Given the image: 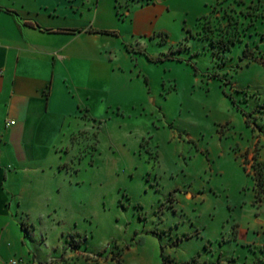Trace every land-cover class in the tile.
Returning a JSON list of instances; mask_svg holds the SVG:
<instances>
[{"label":"rangeland","instance_id":"obj_1","mask_svg":"<svg viewBox=\"0 0 264 264\" xmlns=\"http://www.w3.org/2000/svg\"><path fill=\"white\" fill-rule=\"evenodd\" d=\"M164 1L151 36L113 38L139 60L149 104L83 130L54 183L65 206L31 211L40 239L28 240L51 264L255 256L239 231L264 233L252 175L264 159V0ZM222 37L235 38L227 51Z\"/></svg>","mask_w":264,"mask_h":264},{"label":"crops","instance_id":"obj_2","mask_svg":"<svg viewBox=\"0 0 264 264\" xmlns=\"http://www.w3.org/2000/svg\"><path fill=\"white\" fill-rule=\"evenodd\" d=\"M171 10L164 0H0V264L53 263L28 240L39 238L31 211L65 206L54 183L80 157L83 130L114 107L149 104L139 60L113 38L149 37ZM239 235L255 253L250 264L264 257V233Z\"/></svg>","mask_w":264,"mask_h":264},{"label":"trees","instance_id":"obj_3","mask_svg":"<svg viewBox=\"0 0 264 264\" xmlns=\"http://www.w3.org/2000/svg\"><path fill=\"white\" fill-rule=\"evenodd\" d=\"M118 16L120 17V19H123V15L122 14H118ZM208 21V19H207ZM211 32H213V30L211 28H209ZM215 31V30H214ZM200 34V32L198 33ZM205 38H207L205 36ZM235 40V38L233 39H226L225 37H222V39H220V41H218L221 45V49L222 51H227L230 49V45L231 43ZM213 41V40H212ZM214 42V41H213ZM217 54V51H214ZM219 54V53H218ZM151 61H154V59H150ZM247 160H245L244 162H246ZM255 164L252 166L253 167V179L255 181V190H256V196L258 201H261L264 198V159H259L258 156H255ZM261 165V167H259ZM248 171V170H247ZM249 173V171H248ZM162 264H208L207 262H201L199 260V258L197 257H193L191 258V260L188 261H178L174 258H169L166 259ZM251 264H264V257H260V258H255Z\"/></svg>","mask_w":264,"mask_h":264},{"label":"built area","instance_id":"obj_4","mask_svg":"<svg viewBox=\"0 0 264 264\" xmlns=\"http://www.w3.org/2000/svg\"><path fill=\"white\" fill-rule=\"evenodd\" d=\"M13 124H15L14 121H7V122H6V125H7V126H10V125H13ZM9 264H19V262H18V260H16V259H12V260H10Z\"/></svg>","mask_w":264,"mask_h":264}]
</instances>
